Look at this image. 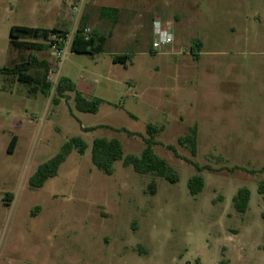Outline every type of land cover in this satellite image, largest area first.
<instances>
[{
    "label": "rangeland",
    "instance_id": "rangeland-1",
    "mask_svg": "<svg viewBox=\"0 0 264 264\" xmlns=\"http://www.w3.org/2000/svg\"><path fill=\"white\" fill-rule=\"evenodd\" d=\"M103 2L122 11L116 34L104 29L98 60L72 52L77 27L63 29L64 40H44L45 50L15 49L12 26L46 28L50 18L32 7L0 11V47H11L0 66L31 56L47 60L48 71L37 66L28 73L52 85L49 94H29L17 78L0 76V264H264V195L258 193L264 181V0ZM126 2L135 3L134 21ZM155 16L175 34L162 53L152 48ZM127 54L126 64L112 61ZM89 70L102 77L99 112L77 111L74 93L55 105L60 78L78 80ZM11 88L16 104L7 103ZM149 124L163 127L154 150L178 173V183L139 174L122 161L112 175L93 164V141L101 137L119 139L125 155H140ZM195 126L192 156L178 139ZM13 136L18 143L9 153ZM75 136L88 143L86 153L74 150L56 177L31 189L37 168ZM197 174L205 187L192 196L188 181ZM243 187L252 194L247 212L239 213L233 197Z\"/></svg>",
    "mask_w": 264,
    "mask_h": 264
},
{
    "label": "trees",
    "instance_id": "trees-1",
    "mask_svg": "<svg viewBox=\"0 0 264 264\" xmlns=\"http://www.w3.org/2000/svg\"><path fill=\"white\" fill-rule=\"evenodd\" d=\"M111 10V9H110ZM115 10L112 9V12ZM85 28L79 27L74 36L71 50L79 54H94L103 52V44L106 41L105 36H99L96 32H92L89 37H86ZM52 35H59L61 38H66V33L63 30L52 28H33L28 26L14 25L10 29V43L13 47L22 50H45L47 41ZM34 40V41H33ZM36 40V41H35ZM42 40L43 42H38ZM195 50L203 48L201 39L194 41ZM131 58V55L115 56L113 62L115 64H126ZM44 67L47 71L50 67L47 61H39L36 57H30L26 62L17 64L15 67L0 66V76H14L18 80L29 86L30 92L41 91L44 94H49L51 91V83L46 76H35L28 73L32 67ZM36 87V88H35ZM68 93H74L75 109L79 112L97 114L100 110L103 99L99 97H86L77 89L76 83L69 77L62 76L56 86V97L53 99L55 105L61 102V99L66 98ZM163 127L155 124H149L146 127L145 144L146 147L140 155L129 154L125 155L122 142L117 139H108L105 137L96 138L92 145V162L93 164L105 173L112 175L114 173V164L117 161H122L125 167L132 166L135 172L139 174H153L157 177L164 178L172 184L179 182V175L175 169L168 163L167 160L160 157L154 150L155 138L162 131ZM18 143V137L13 136L8 146V152L13 153ZM178 143L181 146L190 148L192 156L197 155L198 147V129L195 126L187 136L180 137ZM88 143L79 136L69 139L61 148L60 152L52 157L47 162L41 164L35 173L29 179L31 189H41L52 178L56 177L63 163L66 162L70 154L77 150L79 154L84 155L88 149ZM175 153L174 146H169ZM198 172H201L199 167H196ZM264 172V167L262 169ZM205 187V179L202 175H194L188 181L189 192L192 196H196L203 191ZM151 191L156 190V182L153 181L150 185ZM258 193L264 195V181L258 184ZM251 190L247 187L240 188L237 194L233 197V204L239 213H246L251 200Z\"/></svg>",
    "mask_w": 264,
    "mask_h": 264
},
{
    "label": "crops",
    "instance_id": "crops-1",
    "mask_svg": "<svg viewBox=\"0 0 264 264\" xmlns=\"http://www.w3.org/2000/svg\"><path fill=\"white\" fill-rule=\"evenodd\" d=\"M103 1L105 0H0V11L2 9H8V10L10 9L11 11H14L20 8H31L32 7L33 10L34 8H37L38 10L48 15V17L50 18L49 26L46 28L41 27V26H28V27L43 28V29L57 28L60 30L71 29L72 27H77V28L91 27L94 30V32H96V34L101 35V36H106L104 29L109 26L110 30L108 34L110 35V37H113L114 34H116L114 28L116 29V26H118L121 20L122 8L119 6L117 7L113 5H107ZM127 4H128L127 9L128 8L132 9V12H133L132 17L134 21L136 20L134 13L137 12V9H135V3L128 2ZM112 9H114L115 11L112 12ZM160 17L161 16H155L154 21L156 19H160L163 22H165ZM147 20H148V23L151 25L153 19L149 18ZM108 34L107 36L109 37ZM38 42L40 41L38 40ZM10 46H12L11 43H10ZM10 48L11 47H8V48L0 47V55H5L7 53L9 54ZM15 49H18V48H15ZM18 50H22V49H18ZM74 54H79V53H74ZM102 54L103 53L98 52L94 54H84V55L89 56L93 59L97 58L94 60H98ZM37 59L39 61H42L38 57ZM44 61H47V60H44ZM48 64L50 65L49 62ZM3 66H8V65L6 64ZM86 71L81 72V76H79L78 80L70 76L69 78H71L76 83L77 89L81 91L86 97L88 98L99 97L104 100V98L97 96V92L99 91L98 89L101 88V85H102L101 83L102 77L98 73L94 72L93 70L91 71L89 70L88 72ZM4 77L5 78H8V77L17 78L14 76H4ZM2 87L3 89L5 88L4 86ZM11 89H12L11 95L6 94V99L8 100L7 103L16 104L17 97L15 96L14 98L13 96L15 89L14 88H11ZM38 93L44 94L38 90L35 92L29 91V94H38ZM30 98L32 97H29L28 99Z\"/></svg>",
    "mask_w": 264,
    "mask_h": 264
},
{
    "label": "built area",
    "instance_id": "built-area-1",
    "mask_svg": "<svg viewBox=\"0 0 264 264\" xmlns=\"http://www.w3.org/2000/svg\"><path fill=\"white\" fill-rule=\"evenodd\" d=\"M91 33L92 32L90 29H85L84 34L86 37H89ZM62 39L64 40L66 38H62ZM174 42H175L174 31L168 25L167 26L164 25L160 19H156L153 22V39H152L153 51L156 53H162L166 50V48L174 44ZM59 55H62V52H59Z\"/></svg>",
    "mask_w": 264,
    "mask_h": 264
}]
</instances>
